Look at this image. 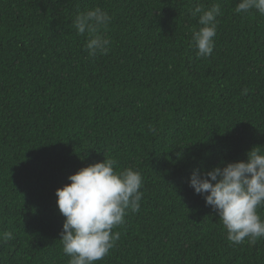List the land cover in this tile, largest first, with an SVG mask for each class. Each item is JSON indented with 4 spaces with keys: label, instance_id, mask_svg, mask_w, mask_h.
Here are the masks:
<instances>
[{
    "label": "trees",
    "instance_id": "obj_1",
    "mask_svg": "<svg viewBox=\"0 0 264 264\" xmlns=\"http://www.w3.org/2000/svg\"><path fill=\"white\" fill-rule=\"evenodd\" d=\"M238 2L0 0V233L14 236L0 264H68L56 190L105 156L139 171L144 195L96 264H264V238L230 244L189 186L264 151V16ZM215 4L213 54L197 57L192 12ZM95 7L110 50L90 56L71 24Z\"/></svg>",
    "mask_w": 264,
    "mask_h": 264
},
{
    "label": "clouds",
    "instance_id": "obj_2",
    "mask_svg": "<svg viewBox=\"0 0 264 264\" xmlns=\"http://www.w3.org/2000/svg\"><path fill=\"white\" fill-rule=\"evenodd\" d=\"M256 10L264 16V0H239L237 14ZM199 14L201 26L193 30L192 45L197 57H210L217 34L219 4L204 10L197 6L192 15ZM112 17L101 7L79 13L72 26L79 35L87 34L84 45L90 56L107 54L110 41L101 35ZM155 132V127H150ZM246 161L227 163L203 173L191 174L189 186L212 207L227 231L230 244H255L264 238V219L259 208L264 207V151L254 147ZM111 158L81 168L68 177L71 182L56 190L58 209L66 219L60 233L63 252L70 256L68 264H96L109 253L119 239L112 230L124 222L127 210L138 212L143 197L142 176L128 168L117 172ZM14 239L11 232L0 233V244Z\"/></svg>",
    "mask_w": 264,
    "mask_h": 264
}]
</instances>
